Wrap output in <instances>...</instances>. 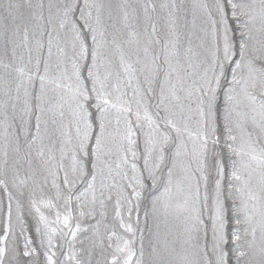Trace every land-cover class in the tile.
Listing matches in <instances>:
<instances>
[{"label": "snow or ice", "instance_id": "obj_1", "mask_svg": "<svg viewBox=\"0 0 264 264\" xmlns=\"http://www.w3.org/2000/svg\"><path fill=\"white\" fill-rule=\"evenodd\" d=\"M0 264H264V0H0Z\"/></svg>", "mask_w": 264, "mask_h": 264}]
</instances>
